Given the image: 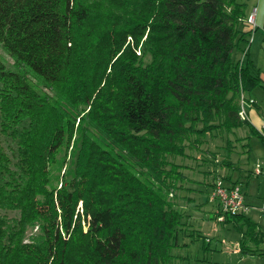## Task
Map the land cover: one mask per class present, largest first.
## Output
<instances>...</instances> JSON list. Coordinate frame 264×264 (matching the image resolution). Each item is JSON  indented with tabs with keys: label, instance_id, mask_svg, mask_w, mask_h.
I'll return each instance as SVG.
<instances>
[{
	"label": "trees",
	"instance_id": "1",
	"mask_svg": "<svg viewBox=\"0 0 264 264\" xmlns=\"http://www.w3.org/2000/svg\"><path fill=\"white\" fill-rule=\"evenodd\" d=\"M98 3L0 0V46L14 67L0 58V130L16 140L19 156L15 171L0 143V264H68L77 236L86 238L85 264H176L183 215L167 190L181 175L175 165L164 169L166 155L214 129L247 128L264 145V131L239 115L260 83L245 57L232 59L245 35V2ZM144 35L147 63L125 45L127 36L137 45ZM59 85H73L90 127L96 118L102 129L96 138L80 130L71 180L52 187V158L70 118L53 104ZM101 132L114 151L98 142ZM244 222L251 238L255 224Z\"/></svg>",
	"mask_w": 264,
	"mask_h": 264
},
{
	"label": "crops",
	"instance_id": "2",
	"mask_svg": "<svg viewBox=\"0 0 264 264\" xmlns=\"http://www.w3.org/2000/svg\"><path fill=\"white\" fill-rule=\"evenodd\" d=\"M246 3L245 16L255 7L256 28L249 36L243 22L240 29L244 32L243 39L232 52V59L238 61L244 59L253 66V70L260 79L259 85L245 94V111L247 121L259 134L264 131V0H240ZM246 53V54H245ZM245 54V55H244ZM220 142L215 143V149H209L213 159L208 160L201 157L202 162L197 163L199 168L197 172L201 175V180L195 179L196 183L201 185V189L192 186L185 187V190L199 192L206 191L208 194L212 182L215 178L221 176L227 183L241 184L245 202L250 207L249 211L241 216L230 217L224 222L215 221L220 227L214 229L218 233V240L213 250L218 257L209 260H202L203 264H264V145L256 134H250L247 128H233L230 131L222 130L216 134ZM257 165L259 172L256 171ZM200 187V186H199ZM189 204L186 207V216L197 221L198 218L190 213L191 209L204 213L203 218L214 220L215 204L211 214L202 207L190 203L197 197L187 196ZM195 199V200H196ZM207 200L209 201L208 197ZM211 202V201H209ZM195 203V202H194ZM202 203V201H200ZM202 219V218H201ZM247 219L255 224V230L251 238L245 233ZM229 226L237 229L238 236L234 242H229L226 237ZM194 232L184 235L180 242L185 248L189 249L194 244V240L201 237L206 242L207 249H210L211 239L196 225L192 229ZM225 232V233H224ZM225 236V237H224ZM188 238V239H187ZM190 242V243H189ZM181 247V246H179ZM178 247L173 252L176 256V264H182L183 256L178 254ZM224 253H226L224 255ZM229 254L233 257L230 261L226 260ZM197 251L196 257L200 258ZM199 261V259H198ZM201 261V260H200Z\"/></svg>",
	"mask_w": 264,
	"mask_h": 264
},
{
	"label": "rangeland",
	"instance_id": "3",
	"mask_svg": "<svg viewBox=\"0 0 264 264\" xmlns=\"http://www.w3.org/2000/svg\"><path fill=\"white\" fill-rule=\"evenodd\" d=\"M99 3L104 4L105 0H96ZM103 1V2H102ZM98 3V4H99ZM100 6V5H99ZM104 7V5H102ZM145 39V35L139 40L138 44L136 45L134 39L131 36L126 37L125 45L130 46V50L140 59L143 60L144 63H147L151 60V56L149 54L143 53L142 48V42ZM110 48H113L110 47ZM124 48V47H123ZM0 58L1 61H3L9 69H14L11 58L3 51V49L0 46ZM102 84V83H101ZM73 88V85H59L55 91H52L53 94V104L56 106V108H64L66 112L70 115L69 123H68V133L66 134V138L63 142V145L58 148L53 155V162L56 163V169L54 170V178L51 181L52 187L53 186H61V182L65 179V181L71 180V173L74 171L75 161L77 159V151L81 144L80 139V130L83 129V127H87L90 131V134L95 131V134L91 135L92 137L96 138V131L99 128L100 131L102 129V123L96 124L97 119L95 118L94 124L97 126H91L89 125L87 119L84 117V115L89 111L88 106L79 105L76 103L77 101V95L71 94V89ZM57 109V111H58ZM95 115V114H94ZM28 122H24V125H27ZM197 128L201 127L200 123L196 124ZM222 131V129H214L211 132H207L203 137L199 138L200 143L193 144V142H184V149L182 154L178 155H172L168 154L166 155L165 159L168 164H165L164 169L170 170L171 165H175L177 167V172L181 175V179L179 178L177 181H175V184L173 187L167 190V199L172 206V208L177 209L182 212L183 218H182V228H183V235H189L194 232L192 230L195 225L200 228L202 232H204L208 237L211 239V243L209 248L207 249V246L205 245L206 242H204V238H197V240H194V244L190 246L189 249L185 248L186 246L178 247V254L183 256L184 261L180 259L182 264H203L202 260H209L210 262H213V259L218 257V254H215L212 248L216 245L218 240V233L215 232L214 229H218L217 227H220L215 223L216 218L214 217V220L211 218H203L204 213L201 211H196L191 209L190 213L193 214L197 219L196 223L193 220V218H189L186 215V207L189 204L190 201H188L187 196H195L197 199H194V202L190 203V206H195L194 204H197L198 206L202 207L206 212L209 214L213 211V203L209 202L207 200L208 194H206V191L199 192L195 191H186L185 187L192 186L197 189H201V185L197 184L195 179L201 180V175L197 172L199 165L197 163L202 162L201 157L207 158L208 160L213 159L212 152L209 149H215L214 145L215 143L220 142L219 138H217L216 134H219ZM102 137L99 139L97 137L98 142H101L103 147H107L110 150L114 151L115 146L112 144H109V141L106 139L104 134L101 132ZM91 137V138H92ZM194 138V136H192ZM0 143L5 151V153L9 156L11 159V168L15 171H17V160H18V147L16 140L6 134H3L0 130ZM104 143V144H103ZM64 178V179H63ZM169 179V178H168ZM169 181V180H168ZM172 181V180H171ZM200 186V187H199ZM202 201V203H200ZM6 212L8 216H16V211H4ZM76 212L80 215L81 220V227L83 231H86L87 228V217L84 215L82 201H78V205L76 206ZM213 214V213H212ZM202 218V219H201ZM33 232H35V228L28 229L26 233V237L28 238ZM225 233V232H224ZM182 234V233H181ZM238 236L237 229H235L232 226H229V231L226 233L227 240L229 242H234L236 237ZM77 236L74 240L75 242H71L68 251H67V261L68 264H85V254L83 253V248L86 244L85 237ZM188 239V238H187ZM190 243V242H189ZM198 253L201 255L200 258L196 257V254ZM226 253H224L225 255ZM233 255L229 254L226 260L230 261L232 259ZM199 259V261H198ZM201 260V261H200Z\"/></svg>",
	"mask_w": 264,
	"mask_h": 264
},
{
	"label": "built area",
	"instance_id": "4",
	"mask_svg": "<svg viewBox=\"0 0 264 264\" xmlns=\"http://www.w3.org/2000/svg\"><path fill=\"white\" fill-rule=\"evenodd\" d=\"M255 15L256 10L255 7H253L242 19L249 36L252 35L256 28ZM239 115L242 119H247L244 99H242L240 103ZM256 171L259 172L258 165ZM244 196L241 184L227 183L221 176L215 178L208 192V199L215 204L216 220L224 222L227 217L247 213L250 207L245 202Z\"/></svg>",
	"mask_w": 264,
	"mask_h": 264
}]
</instances>
